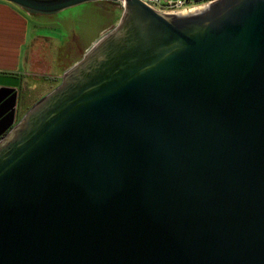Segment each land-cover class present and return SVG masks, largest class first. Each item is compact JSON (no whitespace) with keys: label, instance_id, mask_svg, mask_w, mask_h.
I'll return each instance as SVG.
<instances>
[{"label":"water","instance_id":"obj_1","mask_svg":"<svg viewBox=\"0 0 264 264\" xmlns=\"http://www.w3.org/2000/svg\"><path fill=\"white\" fill-rule=\"evenodd\" d=\"M106 1L118 21L17 121L0 74V264H264V0Z\"/></svg>","mask_w":264,"mask_h":264},{"label":"crops","instance_id":"obj_2","mask_svg":"<svg viewBox=\"0 0 264 264\" xmlns=\"http://www.w3.org/2000/svg\"><path fill=\"white\" fill-rule=\"evenodd\" d=\"M105 3L116 5V10L119 11L120 17L122 12L120 3L112 1H106ZM52 15L32 14L11 2L0 0V74L16 75L20 78L17 87V103L19 105L25 102V96H27L26 88L29 87L28 78L44 74L46 69L44 48H49L51 53L54 54V61H52L54 72H56L55 66L57 67L60 64L59 60L62 59L69 62L66 64L65 61L59 65L61 66L60 68L57 67L58 73L53 75V79H59V81L62 73L79 60L87 50L85 49L82 55L73 61L70 58L71 55L66 53L73 43L79 46V42L82 41V35L86 33L82 30L74 34L72 32L69 33L68 40L63 39L61 35H56L57 37L42 35L40 30L43 28H68L69 25L67 26L66 22H59ZM48 68L51 70V65Z\"/></svg>","mask_w":264,"mask_h":264},{"label":"rangeland","instance_id":"obj_3","mask_svg":"<svg viewBox=\"0 0 264 264\" xmlns=\"http://www.w3.org/2000/svg\"><path fill=\"white\" fill-rule=\"evenodd\" d=\"M104 0L86 2L68 9H65L55 15H52L57 18L59 22H66L68 28L66 29H41V34L57 37L56 35H61L65 40L69 39V33H76L80 30L86 32L82 35V38L79 43V46L72 44L69 48L68 53L71 60L78 59L85 49H88L100 36L105 34L108 30L113 27L119 17V11L116 10V5L111 3H105ZM114 24V25H113ZM77 35V34H76ZM45 56V67L44 74L39 76L34 75L28 78L29 87L26 88L27 96L25 102L21 105L17 103L16 106V115L21 118L26 111L41 97L47 94L55 86L59 84V79H53V75L58 73V68L61 67L62 63L66 60H59L57 67L52 68V61H54V54L51 53L49 48H44L43 50ZM62 55V54H61ZM63 56V55H62ZM69 62L66 61V64ZM51 65V70L49 66ZM31 86V87H30Z\"/></svg>","mask_w":264,"mask_h":264},{"label":"built area","instance_id":"obj_4","mask_svg":"<svg viewBox=\"0 0 264 264\" xmlns=\"http://www.w3.org/2000/svg\"><path fill=\"white\" fill-rule=\"evenodd\" d=\"M148 6L167 13H180L195 10L210 0H141ZM122 4V3H121Z\"/></svg>","mask_w":264,"mask_h":264},{"label":"flooded vegetation","instance_id":"obj_5","mask_svg":"<svg viewBox=\"0 0 264 264\" xmlns=\"http://www.w3.org/2000/svg\"><path fill=\"white\" fill-rule=\"evenodd\" d=\"M3 75H4V74H3ZM5 75H8V74H5ZM8 76L13 77L14 79L17 77L16 75H8ZM17 78H19V77H17ZM19 81H20V78H19ZM19 119H20V118L17 117V115H16V121L19 120Z\"/></svg>","mask_w":264,"mask_h":264},{"label":"bare ground","instance_id":"obj_6","mask_svg":"<svg viewBox=\"0 0 264 264\" xmlns=\"http://www.w3.org/2000/svg\"><path fill=\"white\" fill-rule=\"evenodd\" d=\"M198 8H200V7H198Z\"/></svg>","mask_w":264,"mask_h":264}]
</instances>
